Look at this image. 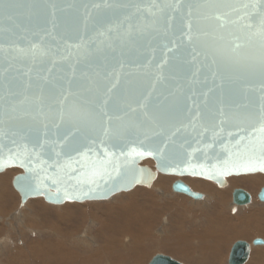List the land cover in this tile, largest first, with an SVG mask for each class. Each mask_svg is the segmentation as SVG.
Wrapping results in <instances>:
<instances>
[{
    "label": "water",
    "instance_id": "1",
    "mask_svg": "<svg viewBox=\"0 0 264 264\" xmlns=\"http://www.w3.org/2000/svg\"><path fill=\"white\" fill-rule=\"evenodd\" d=\"M6 2L11 4V8L0 9V119L3 121L0 129L5 133L0 138V156L6 159L10 153L20 150L19 146L25 141L31 147L45 132L51 145L54 135L63 136L74 131L68 124L61 125L58 132L52 128L58 102L64 94L68 95V104H75L93 113H98L102 101L107 99L105 110L113 118L112 126H129L124 140L114 139L106 146L114 150L117 156L123 151L125 156L120 159L129 160L130 166L122 168L119 176L113 173L115 179L110 180L109 185L88 195L83 193L88 192L90 185L78 183L87 179L81 176L85 169L76 165L78 170L74 173H58L55 168L49 167L54 159L50 151L39 159L30 155L24 159L23 165L16 160L0 167V172L10 168L23 171L13 180L23 204L28 199L42 196L48 203L55 205L68 200H107L136 186L151 187L158 173L203 178L220 187L226 185L225 179L229 176L264 173L261 170L244 171L243 168H237L220 176L215 171L216 166H222L223 161L229 159L223 144L235 145L239 135L247 137V133L243 132L237 135L238 129L235 127L221 126L223 130L217 127L215 136L211 130L205 131L199 125L187 127L173 138L174 142H168L163 136H154L145 142L146 146L139 143L142 135L130 127L139 119V114L132 113L130 106H136L149 93V112L169 130L187 125L197 110L203 113V124L209 129L217 123L214 114L222 105L226 110L233 111H245V105L248 110H258L264 102V75L246 66L226 64L214 55L212 33L218 21L204 22L203 27L209 35L193 45L181 39L184 20L179 14L170 27L166 17L159 20L157 28L160 31H136L137 26L144 21L153 19L148 12L151 0H55V16L50 7L53 0ZM96 3H100L101 7L93 8ZM243 3H254L258 10L264 8V0H226V4L237 7ZM214 11L224 15L230 8L222 6ZM244 11L240 9L232 12L227 18L234 20ZM242 23L244 21L237 25L230 24L223 30L226 40H230L229 32L240 35ZM129 24L133 26V36L125 39L120 34ZM109 27L116 28L109 34L110 41L98 35ZM163 29H167L166 35ZM81 36L93 41L87 53L64 59L65 41L76 43ZM173 41L178 47L173 45ZM33 44H41L49 50V54L32 59L17 51L18 48L27 49ZM165 44L174 50L168 52ZM165 59L167 64L158 68L157 65ZM161 73L162 79L157 80ZM117 77L119 82L109 93L107 89L116 82ZM38 104L47 113V119L38 114ZM14 107L16 111L12 112ZM117 117L120 119L117 120ZM80 128L77 136L97 138L96 145L89 146L99 151V125H81ZM229 132L233 135L229 136ZM84 143L87 141H82L81 146ZM246 144L247 139L241 141L233 151H243ZM132 147L153 154L128 156ZM55 150L61 151L58 146H55ZM65 159L67 157L61 155L60 163ZM148 159L154 161L156 171L143 165ZM54 180L58 182L54 183ZM65 191L74 198H65ZM173 191L194 200L202 199L201 194L193 192L182 182L174 183ZM258 199L264 203V188L259 192ZM250 200L251 196L245 190L239 189L233 193V203L237 206L247 205ZM262 244L261 240L253 242V246ZM250 252L249 243L236 242L228 264H244ZM149 264L181 263L168 256L157 255Z\"/></svg>",
    "mask_w": 264,
    "mask_h": 264
},
{
    "label": "snow or ice",
    "instance_id": "2",
    "mask_svg": "<svg viewBox=\"0 0 264 264\" xmlns=\"http://www.w3.org/2000/svg\"><path fill=\"white\" fill-rule=\"evenodd\" d=\"M222 6L229 7L230 11L224 15L214 11ZM50 7L53 10V16H55V0L50 4ZM92 7L100 8L101 4L96 3L93 4ZM9 8H11L10 3H7L6 0H0V9L7 10ZM184 8L187 9L186 12L183 11ZM240 9H245L246 11L234 20H229L227 18L232 12H238ZM148 12L153 19L144 21L142 25L137 26L136 31L138 33H143L148 30L160 31L161 29L157 28L158 21L165 17L170 27L171 22L176 18V15L179 14L184 20L181 28V39L193 45L199 42L202 37L209 35L203 27L204 22L210 20L218 21L219 23L215 26L212 33L214 55L219 57L220 60L226 64L246 66L253 70H258L261 75H264V8L258 10L254 3H243L238 7L232 6L226 4V0H151ZM185 17L186 19H184ZM240 21H244V23L240 24V35L229 32L228 36L230 40H226L223 30L227 29L230 24L237 25ZM115 30V27H109L107 30L98 33V35L110 41L111 36L109 34ZM163 31L166 35L167 29H163ZM120 36L125 39H130L133 36V26L129 24ZM92 42V40H85L83 36H81L76 43L65 41L63 58L78 57L81 54L87 53L89 44ZM172 43L174 46L178 47L176 41ZM165 48L168 52L174 50L173 47H168L167 44H165ZM17 51L32 59L44 57L49 54V50L41 44H33L27 49L18 48ZM167 62V59H165L158 64L157 67L163 68ZM160 79H162V73L157 76V80ZM118 82L119 78L117 77L116 82L108 87L107 90L109 93L116 87ZM150 97L151 93L146 95L136 106H130V111L132 113L139 114V119L133 122L130 127L134 129L136 133L142 135L143 138L139 139V143L142 146H146L145 142L151 140L154 136H163L168 142H174L173 138L187 127L195 128L199 125L204 127L205 131L211 130L215 136L217 127L231 126L238 129L237 135L243 132L247 133V137L239 135V139L236 141L235 145L223 144L224 151L229 153V159L224 160L222 166H216L215 171L220 176L237 168H243L244 171H264V102L260 104L256 111L248 110L247 105L243 106L245 111L226 110L225 106L222 105L214 114L217 123L213 124L211 129L203 124V113L197 110L187 125H181L169 130L162 126L158 122V118L149 112L148 106ZM67 100V94H64L59 100V107L55 112V122L52 124V128L56 129L58 132L61 125L68 124L74 131L63 136L54 135L51 140V145L47 132H45L43 137L37 138L36 142L32 144L31 147H29V144L25 141L19 146L20 150L15 153H10L6 159L0 156V167L12 164L16 160H19L23 165L24 159L28 158L30 155L39 159L42 155H46L50 151L54 159L53 164L49 165V167L55 168L58 173L64 175L74 173L78 170L76 165L85 169V171L81 173V176H86L87 179L80 180L78 183L90 185L88 192L83 193V195H88L90 192H94L97 189L109 185V181L115 179L113 173L119 176L122 168L126 169L130 166L131 162L129 160L120 159V157L125 156L123 151L117 156L114 150H110L106 146L108 142L114 139L124 140L125 133L128 131L129 126H117L115 128L112 126L111 121L113 118L109 116L105 110L108 103L107 99L102 101V106L98 113L80 108L75 104H68ZM21 103H23V101ZM194 104L195 100L193 99V105ZM37 110L41 117L47 119V113L43 111L42 105L38 104ZM11 111L15 112L16 108H12ZM189 111H191V109H189ZM116 119L119 120L120 117ZM0 123H3L2 119H0ZM92 124L99 125V151L89 146L96 145L97 138L84 135L77 136V133L81 131V125L88 126ZM47 127L48 125L45 124V128ZM221 130H223L222 127ZM4 135V131L0 129V138ZM228 135L232 136L233 133L229 132ZM245 139H247V144L243 151H233V149H237L240 142ZM82 141H87V143L81 146ZM12 142L13 144L16 143L15 140ZM55 146H58L61 151H56ZM166 146L167 144H165V147ZM73 153L75 155H73ZM152 154L151 151L138 150L136 147H132L127 153L128 156H150ZM61 155L67 157L63 163H60ZM44 163L47 162L44 161ZM204 171L208 170L204 169ZM53 182L57 183L58 181L54 180ZM57 195L59 196V191ZM63 195L68 199L74 198L67 191H65Z\"/></svg>",
    "mask_w": 264,
    "mask_h": 264
},
{
    "label": "rangeland",
    "instance_id": "3",
    "mask_svg": "<svg viewBox=\"0 0 264 264\" xmlns=\"http://www.w3.org/2000/svg\"><path fill=\"white\" fill-rule=\"evenodd\" d=\"M147 165L151 166L150 164ZM10 171H14V176L12 175L10 183L7 185L8 190H3L7 192V196L6 198L0 196V237L7 234L6 230H8V226L5 224L8 221L13 222L14 228H18L20 232L15 233V231H12V234L9 235L11 238L8 241L9 243L6 242L3 248H1L0 244V264H11V262L14 264H40L34 258L31 250L25 251L26 247L30 244L33 246L34 242H39V245L49 241L55 242L59 238L61 239V237L65 238L63 245L66 243L68 245L62 246L70 255H67L64 259H60V256L63 255H57L59 256L57 257L51 254L47 257L45 264H55L56 262L59 264H67L68 262V264H75L71 259L72 255L75 257L81 256L83 262L84 260L86 261L85 264H149L152 258L157 255L172 257L183 264H217L215 260H218L220 264H227L228 253L232 244L236 241L244 240L251 244L260 238L264 241V237L255 236V232L259 230L257 226L260 225L262 227L264 224V205L257 197V193L260 190H256V193L250 190L255 195L257 203L247 208L229 209L231 196L226 194L221 199H209L210 203L206 204H209L210 208L206 207L205 209L202 208L205 201L198 202L182 194H175L176 199L172 197L163 200L157 193V190H166L168 192V190H171V184L177 180L187 183L188 181H195L197 178H191L190 176L182 178V176L161 174L160 185L153 182L151 187L136 186L130 191L117 193L111 197L113 200H116L114 203L109 198L107 200L84 202L68 200L61 205H55L48 203L45 197L42 196L28 199L23 204L20 193L15 190L14 186L13 188L11 186V181L14 177L22 174L23 171L19 168H12L0 173V175ZM244 178L246 176H242L241 178L234 177L230 178L229 181L231 179ZM156 179L158 180V178ZM211 185H215V183H211ZM251 185L248 186L252 188ZM244 187L239 185L233 189ZM203 191L210 196L219 192V190H209L208 188ZM77 203H80V205ZM66 204H68L66 209L69 206L71 208L68 210L64 209L63 207ZM129 206H133L134 209L129 230L133 233L139 232L142 238V233L148 232L147 237H144L143 241L139 243L135 242V244H130L123 238H115L109 232L113 225L124 222L126 218L127 221L129 220V212L124 213L120 211L122 208H128ZM17 214L22 216V221H15L13 219L17 217ZM152 214L156 215V217L152 218ZM3 218H5L4 222H2ZM202 219L205 220L203 221ZM68 220L70 221V225L66 226ZM190 220L196 222L195 226L189 225ZM244 220H248L249 224L245 223ZM209 221H211L212 227L208 226ZM23 225L31 226L38 231L33 234L29 231L25 232ZM200 228L206 230L211 228L214 234L225 235L224 240L219 242L214 239H209L208 241V239L201 238L200 236L204 234V231ZM242 230L244 232L250 231L253 237H234V231L240 232ZM82 231L87 233L86 236L90 237L89 248H84L85 251L82 245H79L78 242H75L76 240L71 238L72 235L78 238V236L82 235ZM69 235L70 240L67 238ZM167 235H169L168 237L171 235L174 237L167 238L165 237ZM175 235L178 239L175 238ZM73 244L78 246V248H74ZM71 245L72 249L75 252L77 251L76 255L75 252L72 253ZM134 246H139V249L133 252ZM18 248H21L28 255L22 254V251L18 250ZM78 249H80V252H78ZM252 250L255 255L262 253L264 245L252 246ZM21 254L24 263H21ZM135 257L138 258L136 259Z\"/></svg>",
    "mask_w": 264,
    "mask_h": 264
},
{
    "label": "bare ground",
    "instance_id": "4",
    "mask_svg": "<svg viewBox=\"0 0 264 264\" xmlns=\"http://www.w3.org/2000/svg\"><path fill=\"white\" fill-rule=\"evenodd\" d=\"M147 164H150L151 166H149L153 171H156V168H155V163H154V161L153 160H151V159H148V160H146V161H144L143 162V165H146V166H148ZM153 164V165H152ZM10 169H12V168H10ZM20 169V168H19ZM7 170H9V169H7ZM6 171V170H5ZM5 171H3V172H5ZM3 172H0V173H3ZM13 173H14V171H10V172H7V173H5V174H3V175H0V196H2V197H5L6 198V196H7V192H4L3 190H8V188H7V185L10 183V180H11V177H12V175H13ZM14 176V175H13ZM242 176H246V178H244V179H231L230 181H229V179L230 178H234V177H242ZM242 176H229V177H227L226 179H225V182H226V185L225 186H223V187H220L217 183H215V182H213V181H210V180H207V179H203V178H198V177H191V178H197L195 181H188L187 183H185V182H183L182 180H177L176 182H182V183H184L185 185H187L193 192H196V193H199V194H201L202 195V199H200V200H195V201H198V202H203V201H205V204H203L202 205V208H205L206 209V207H209V204H206V203H208L210 200L209 199H214L215 200V198H217V199H221V198H223V197H225V195L226 194H228V195H230L231 196V204H230V207H229V209L230 208H234V209H240L241 207H243V208H247V207H249V206H252V205H254V203H257L256 202V197H255V195H253V193H251V191L252 192H255L256 193V190L258 191V190H262V188H264V173H255V174H248V175H242ZM9 177V178H8ZM183 177H188V176H183ZM182 177V178H183ZM157 178H158V180L156 179L154 182L156 183V184H159L160 185V180H161V178H162V176H161V173H158V176H157ZM14 180V179H13ZM13 180L11 181V186H12V188H13ZM201 180V181H200ZM207 181V182H206ZM176 182H174V183H176ZM208 182H210V183H208ZM174 183H172L171 184V190H168V192L166 191V190H157V193L162 197V199L163 200H167V199H169V198H174V199H176V195L175 194H180V193H175L174 191H173V184ZM211 183H215V185H211ZM229 183V184H228ZM217 184V185H216ZM247 184V185H246ZM252 184V185H251ZM245 186L244 188H236V189H233L235 186ZM248 185H251V187L252 188H250ZM206 188H208L209 190H219V192H217V193H215V195H212V196H210V195H208L205 191H203V190H206ZM248 188V189H247ZM233 189V190H232ZM239 189H242V190H247V192L250 194V196H251V200H250V202L247 204V205H244V206H237V205H235L234 203H233V193H234V191L235 190H239ZM221 190H228V191H221ZM249 190V191H248ZM251 190V191H250ZM151 191H153V190H151ZM171 191V192H170ZM231 191V192H230ZM259 191V192H260ZM259 192L257 193V194H259ZM137 193V192H136ZM182 195H184V194H182ZM187 196V195H186ZM212 197V198H211ZM258 197V196H257ZM191 198V197H190ZM111 201H113L112 203H114L116 200L114 199L113 200V198H111ZM197 203V202H196ZM210 203V202H209ZM78 205H80V203H77ZM233 204V205H232ZM263 205H264V203H262ZM67 205L68 204H66L63 208L64 209H66V207H67ZM193 205V204H192ZM199 206H200V204H198ZM201 207V206H200ZM223 207V206H222ZM71 207L69 206L66 210H68V209H70ZM210 208V207H209ZM195 211H196V209H194ZM120 211H122V212H124V213H126L127 211L129 212L128 214H129V216H130V218H129V220L127 221V218L124 220V222H121V223H117V224H115V225H113L111 228H110V234L113 236V237H115V238H123L126 242H128V243H130V244H135V242H141V241H143L144 239V237H147V233L146 232H143L142 233V235H143V238H142V236H141V234L139 233V232H136V233H133L132 231H130L129 229L131 228L130 227V222H131V216L134 214V209H133V206H129L128 208H122ZM243 211V210H242ZM235 212V211H234ZM192 213V212H191ZM231 214V213H230ZM191 215V214H190ZM17 217L16 218H13V219H15V221L16 220H20V221H22L21 220V217L22 216H20V214H17L16 215ZM20 216V217H19ZM152 216V218H155L156 217V215H154V214H152L151 215ZM192 216V215H191ZM264 216V215H263ZM24 218V217H23ZM192 219H193V217H192ZM248 219V218H247ZM203 220V219H202ZM205 220V219H204ZM203 220V221H204ZM5 221V218H3L2 219V222H4ZM14 221V222H15ZM73 221H74V219H73ZM138 221V220H137ZM245 221V220H244ZM76 223V222H75ZM196 222L193 220V221H191L190 220V222H189V225L191 226L192 225V227H193V225L195 224ZM199 223V222H198ZM201 223H203V222H201ZM245 223H247V224H249V222H248V220H246L245 221ZM19 224H21V223H19ZM206 224V223H205ZM204 224V225H205ZM5 225H7L8 226V230H6V232H7V234H5L3 237H0V244H1V248H3L4 247V245H6V242H8V241H10L11 240V238H10V234H12V231L14 232L15 231V233L16 232H20L19 231V229L17 228V229H15L14 228V224H13V222H11V221H8ZM68 225H70V221L68 220V222H66V226H68ZM139 225V224H138ZM137 225V226H138ZM21 226V225H20ZM24 226V225H23ZM195 226V225H194ZM208 226H210V227H212L213 225L211 224V221H209V225ZM254 227V226H253ZM21 228V227H20ZM24 228H25V232H27V231H29L30 233H36L38 230L37 229H34V228H32L31 226L29 227V226H24ZM69 228H70V226H69ZM69 228H67V229H69ZM209 228V227H208ZM255 228V227H254ZM257 228L259 229L258 231H256L255 232V236H257V237H264V224L262 225V227L259 225V226H257ZM200 229H202L204 232V234H201V238H204V239H208V241H209V239L211 240V239H214V240H217V241H219V242H222L223 240H224V237H225V235L223 236V235H219V234H214L213 232L214 231H211V228L210 229H203V228H200ZM23 230V229H22ZM185 230V229H184ZM54 231V230H53ZM70 231V230H69ZM74 231V230H73ZM72 231V232H73ZM58 233H59V231H57ZM235 232V235H234V237H242V238H245V237H253V235H252V233L250 232V231H234ZM84 233V234H83ZM227 233H228V231H227ZM38 234V233H37ZM40 234H41V232H40ZM86 234L87 233H85L84 231H82V235L81 236H78V238H77V236H74V235H72L71 236V238L72 239H74V240H76L75 242H78V244L79 245H82L83 246V250H84V248L86 249H88L89 248V241H90V237H88V236H86ZM164 234V233H163ZM79 235V234H78ZM84 236H86V237H84ZM169 235H167V236H165V237H167V238H170V237H168ZM176 236V235H175ZM61 237V236H60ZM67 237V236H66ZM172 237H174V236H172ZM67 238H69V240H70V235L67 237ZM175 238H177L178 239V237L176 236ZM57 239V238H56ZM256 239V238H255ZM254 239V240H255ZM195 240V239H194ZM256 240H261L262 242H263V244L262 245H258V246H263L264 245V241L260 238V239H256ZM255 240V241H256ZM205 241V240H204ZM239 241H243V242H246V241H244V240H239ZM248 241V240H247ZM74 242V241H73ZM74 242V243H75ZM207 242V241H206ZM236 242H238V241H236ZM235 242V243H236ZM254 242V241H253ZM253 242H252V244L251 243H249V242H247V243H249L250 245H251V254H250V257H249V259H248V261L247 262H245L244 264H264V251L262 252V253H259V254H257V255H255V254H253V250H252V246H253ZM9 243V242H8ZM65 243V238L64 237H61V239L59 238V240H57V241H55V242H53V241H49V242H47V243H44V244H42V245H39V242H34L33 243V246L30 244L28 247H26L27 249L25 250V251H29V250H31V252H32V254H33V256H34V258H36L37 260H38V262L40 263V264H42V263H46V260H47V257L48 256H50L51 254L53 255V256H57V255H63V256H60V259H64L67 255L69 256L70 255V253L69 252H67L66 250H64L65 248L63 247V246H65V245H63ZM71 243V242H70ZM235 243H233L232 244V246H231V248H230V251H229V253H228V258H227V264H228V261H229V258H230V254H231V250H232V247H233V245L235 244ZM63 245V246H62ZM68 245V244H67ZM74 245V248H78V246H76L75 244H73ZM203 245V244H202ZM197 246V245H196ZM7 247V246H6ZM67 247V246H66ZM254 247H256V246H254ZM70 248V247H69ZM139 249V246H134L133 247V249H132V251L134 252L135 250L137 251ZM18 250H20V251H22V254H25L26 256L28 255L27 253H25V252H23V250L21 249V248H18ZM68 250V249H67ZM71 250H73V252L72 253H74L75 251H74V249H72V245H71ZM76 250V249H75ZM80 249H78V252H80L79 251ZM82 250V249H81ZM141 250V249H140ZM85 251V250H84ZM133 252H132V254H133ZM76 253H77V251L75 252V255H76ZM85 253V252H84ZM83 253V254H84ZM136 253V252H135ZM176 253H179V252H176ZM22 254L20 255V259H21V263L23 262L24 263V260H23V256H22ZM81 254V253H80ZM137 254V253H136ZM175 255V254H174ZM178 255V254H177ZM83 256V255H82ZM57 257H59V256H57ZM56 257V258H57ZM53 258V257H52ZM85 258V257H84ZM136 258V257H135ZM138 258V257H137ZM136 258V259H137ZM170 258H172V257H170ZM57 259H59V258H57ZM57 259H56V261H57ZM67 259V258H66ZM71 259H72V261H74L75 262V264H85V260H84V262H83V260H82V258H81V256L80 257H75L74 255H72V257H71ZM133 259V258H132ZM141 259V258H140ZM173 259V258H172ZM53 260H54V258H53ZM175 260V259H174ZM55 261V260H54ZM134 261V260H133ZM141 261V260H140ZM177 261V260H176ZM216 262H217V264H220V262L218 261V260H215ZM73 262V263H74ZM139 262V261H138ZM177 262H179V263H181V264H183L182 262H180V261H177ZM224 262V261H223ZM56 263H58V262H56ZM55 263V264H56ZM69 263V262H68ZM67 263V264H68ZM140 263V262H139ZM11 264H14V263H12L11 262ZM38 264V263H37ZM59 264V263H58ZM62 264V263H61ZM134 264V263H133ZM221 264H223V263H221Z\"/></svg>",
    "mask_w": 264,
    "mask_h": 264
}]
</instances>
